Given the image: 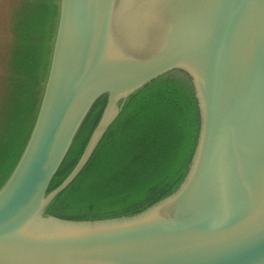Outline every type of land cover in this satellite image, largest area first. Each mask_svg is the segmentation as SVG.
Returning <instances> with one entry per match:
<instances>
[{"label":"water","instance_id":"1","mask_svg":"<svg viewBox=\"0 0 264 264\" xmlns=\"http://www.w3.org/2000/svg\"><path fill=\"white\" fill-rule=\"evenodd\" d=\"M56 8L34 125L0 190V264H264V0H58ZM162 77L189 87L198 110L178 189L129 217L46 215L124 102ZM103 97L78 163L48 193Z\"/></svg>","mask_w":264,"mask_h":264},{"label":"trees","instance_id":"2","mask_svg":"<svg viewBox=\"0 0 264 264\" xmlns=\"http://www.w3.org/2000/svg\"><path fill=\"white\" fill-rule=\"evenodd\" d=\"M58 0H24L11 26L7 94L0 113V190L13 172L34 125L46 77ZM100 98L77 133L48 193L78 163L105 107ZM198 110L192 90L162 77L123 104L89 161L45 214L73 221L136 215L175 192L196 144Z\"/></svg>","mask_w":264,"mask_h":264},{"label":"rangeland","instance_id":"3","mask_svg":"<svg viewBox=\"0 0 264 264\" xmlns=\"http://www.w3.org/2000/svg\"><path fill=\"white\" fill-rule=\"evenodd\" d=\"M24 4V0H0V113L7 94L8 60L13 41L11 26Z\"/></svg>","mask_w":264,"mask_h":264}]
</instances>
